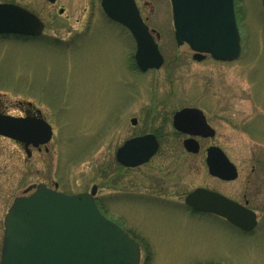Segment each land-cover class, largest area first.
Listing matches in <instances>:
<instances>
[{"label": "rangeland", "instance_id": "1", "mask_svg": "<svg viewBox=\"0 0 264 264\" xmlns=\"http://www.w3.org/2000/svg\"><path fill=\"white\" fill-rule=\"evenodd\" d=\"M0 2L23 6L45 24L39 37L0 36V112L20 116L32 105L54 131L47 150L32 149V157L22 145L0 136V258L4 220L14 199L44 184L67 194L97 186L102 212L141 244L140 264H264V208L258 207L263 214L257 229L245 234L221 218L184 207L186 195L197 187L232 195L244 187L252 160L242 133L235 132L242 171L236 183L216 182L206 166L184 155L161 154L136 170H122L116 161L125 140L158 127L155 113L161 111L156 109L169 112L186 102L182 60H190L193 52L177 45L165 0L138 3L159 33L165 59L181 62L146 74L134 67L131 34L109 21L101 0ZM236 9L241 58L220 66L206 62L199 66L203 75L192 74L190 80L205 88L252 87L256 102L264 104L263 0H236ZM237 101L246 108V101ZM132 118L139 120L136 127ZM167 135L163 151H181L169 127ZM162 197L173 203L155 199Z\"/></svg>", "mask_w": 264, "mask_h": 264}, {"label": "water", "instance_id": "2", "mask_svg": "<svg viewBox=\"0 0 264 264\" xmlns=\"http://www.w3.org/2000/svg\"><path fill=\"white\" fill-rule=\"evenodd\" d=\"M101 4L111 20L131 32L139 69L142 72L159 69L163 55L135 0H102ZM174 23L178 46L187 43L196 56L210 54L216 60L233 61L241 55L234 0H174ZM44 28L42 20L28 9L0 3V35L35 37ZM199 113L178 112L175 128L191 132L207 126L200 124L199 116L195 115ZM132 122L136 124L137 120ZM0 136L24 144L31 157L29 147L48 144L53 130L43 117L16 118L0 113ZM185 144L189 150L198 151L195 141ZM158 149L156 137L145 135L126 141L118 149L116 159L125 167L135 168L149 162ZM207 165L212 176L228 181L237 177L235 166L214 147L209 150ZM96 192L94 186L91 193L68 195L39 185L32 194L17 197L5 218L0 264H140L139 244L101 213L94 198ZM185 203L195 211L222 217L245 232L257 226V216L252 210L206 188L191 192Z\"/></svg>", "mask_w": 264, "mask_h": 264}, {"label": "flooded vegetation", "instance_id": "3", "mask_svg": "<svg viewBox=\"0 0 264 264\" xmlns=\"http://www.w3.org/2000/svg\"><path fill=\"white\" fill-rule=\"evenodd\" d=\"M165 1L167 4V14L171 20L170 24L173 30L175 31L174 0H165ZM135 3L145 24L149 27L151 31H156V29L151 28L148 18L143 16V10L139 5L138 0H135ZM145 4L147 6L150 4V2L147 1ZM235 7H236V0H235ZM155 10H156L155 7L152 6L151 12H155ZM235 10L237 17V9L235 8ZM109 21L115 23L116 25L126 30V28L120 25L119 23L111 20ZM1 37H14V36L11 35V36H1ZM22 38L29 39L31 37H22ZM187 57H189L190 60L188 61L187 59H185V61L182 60V62L185 63L184 67L186 66L184 72L186 74L185 86L183 87V94L186 102H184L180 107L173 109L172 111L169 112L167 111L163 112V109H159V108L156 109L155 111L158 110L161 111L159 113H155L156 114L155 122H158L157 125L158 127L150 129L146 133L134 135L124 141L125 143L126 141L131 140L133 138L142 137L145 135H154L159 143L158 151L148 163L142 166L136 168H130V167H125L121 164L119 165L122 170H136L150 164L155 158H157L161 154H165V156L168 158L171 157L177 158L181 155H184L188 159H193L194 160L193 162L196 163L198 161V164L207 167V158L209 155V150L214 147L216 149L221 150L229 159V161L235 166L237 171V177L233 180L228 181L212 175L210 176L220 184L236 183L242 178V171L240 169L239 164L237 163L238 156L236 152V150H238L239 141L238 138L235 136V132L239 131L244 135L242 139H244V148L246 149V152H248L247 157L252 160L251 165L249 167V173L246 175L245 178L244 187L242 185L238 193L233 195L218 189H210L206 187H201V188H206L211 191H215L227 197L228 199L233 200L241 204L242 206H245L248 209H251L256 213L257 220L259 223L261 215L263 213L258 207L264 208V104H259L258 102H256V99L254 98L253 95L254 92L252 87L238 88V87H230V86L229 87L218 86L213 88H207V87L205 88L200 86L198 81L196 82L194 79L190 80V76H192V74L203 75V72L202 70H200L199 66H204L206 62L209 63L213 62L215 63V65L220 66L223 63L232 64L237 60L222 61V60L214 59L211 55H202L199 57L196 56L194 53L191 56H187ZM177 58L178 57H175V60L171 61L170 63L164 57V63L159 70L174 67L175 63L181 62V60H178ZM134 65H135L134 67L138 70V72H141L138 69L136 62L134 63ZM159 70L151 69L144 72V74ZM195 83H197V85ZM239 98L242 101H246L245 102L246 108L238 107L237 100ZM31 106L32 105H28V108L23 109V111L21 112L22 114L20 116H15V117H28V116L39 117L40 114L38 112V109ZM183 110L199 111L200 113L195 115L199 116L198 119L200 121V124L201 125L203 124L204 126L207 125L209 128H207V126L202 128H194L191 129V132H182L177 130L174 125V119L176 114ZM133 119L137 120L136 124H133L132 122ZM130 122L133 127H136L139 123V120L138 118H132ZM168 127H169V131H172L173 137L175 136L176 139H178V142L183 148L179 152H174L169 150L163 151V149L166 147L165 141H167L168 138L167 135ZM225 127H230L228 133L224 132ZM212 132L213 135H210V133ZM224 136L225 137L229 136V140H227ZM190 140L195 141V143H197L198 151H191L187 148L185 143L186 141H190ZM141 195L143 194L141 193ZM143 196L145 197L146 195ZM155 199L156 201H160L162 203H167V202L173 203V201L171 200H164V197L160 198L161 200L158 198ZM185 199H184V207H186L185 209L190 212H195L193 211V209H191L185 204Z\"/></svg>", "mask_w": 264, "mask_h": 264}, {"label": "bare ground", "instance_id": "4", "mask_svg": "<svg viewBox=\"0 0 264 264\" xmlns=\"http://www.w3.org/2000/svg\"><path fill=\"white\" fill-rule=\"evenodd\" d=\"M256 229V228H255Z\"/></svg>", "mask_w": 264, "mask_h": 264}]
</instances>
